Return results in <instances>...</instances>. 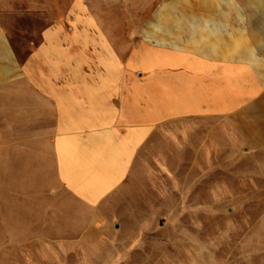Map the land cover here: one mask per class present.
Here are the masks:
<instances>
[{
  "label": "crops",
  "instance_id": "obj_1",
  "mask_svg": "<svg viewBox=\"0 0 264 264\" xmlns=\"http://www.w3.org/2000/svg\"><path fill=\"white\" fill-rule=\"evenodd\" d=\"M100 2L71 0L48 21L52 7L38 0L40 26L27 38L0 15L9 171L22 152L67 211L95 210L130 177L172 175L161 146L188 137L169 127L178 118L247 120L246 135L264 137V0H159L130 34L91 9ZM157 195L147 199H170Z\"/></svg>",
  "mask_w": 264,
  "mask_h": 264
},
{
  "label": "rangeland",
  "instance_id": "obj_2",
  "mask_svg": "<svg viewBox=\"0 0 264 264\" xmlns=\"http://www.w3.org/2000/svg\"><path fill=\"white\" fill-rule=\"evenodd\" d=\"M36 1L0 0V15L12 34L23 32L27 38L38 29L31 10ZM47 1L53 9L48 21L71 2ZM158 2L101 0L102 8L91 3V9L122 19L126 24L118 29L130 34ZM254 123L176 119L169 127L188 137L177 138L174 150L161 146L172 175L130 177L95 210L75 204V212L67 211L39 179L45 169L24 168L21 152L9 171L5 154L0 159V264H264V137L246 135ZM158 192L170 199H147ZM57 209L63 215L55 216Z\"/></svg>",
  "mask_w": 264,
  "mask_h": 264
}]
</instances>
